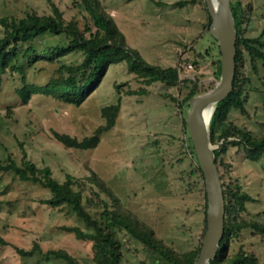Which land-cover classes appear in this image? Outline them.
I'll use <instances>...</instances> for the list:
<instances>
[{
	"label": "rangeland",
	"instance_id": "1",
	"mask_svg": "<svg viewBox=\"0 0 264 264\" xmlns=\"http://www.w3.org/2000/svg\"><path fill=\"white\" fill-rule=\"evenodd\" d=\"M67 19L73 17L81 28L88 13L78 0H51ZM125 35L151 64L178 66L179 81L167 85L160 81L146 84L125 61L110 63L98 86L79 104L66 102L33 91L22 102L17 88L22 84L17 71L0 78V160L8 155L18 163L24 155L38 167L48 166L58 181L70 173L83 178L93 170L119 198L121 207L135 213L150 225L159 238L183 253L201 246L205 230L204 180L191 157L182 127L180 102L193 82L197 93L214 86L218 50L205 32L207 11L204 0H99ZM183 2L181 5L177 2ZM240 17L243 35L256 37L264 28V0H230ZM50 13V0H0V16L21 17L27 11ZM234 18V17H233ZM235 21V20H234ZM91 22V21H90ZM2 27L0 26V36ZM66 47L63 35L45 32L32 42L37 55L47 47ZM207 48L209 49L206 52ZM201 53L203 56H199ZM239 65L243 110L231 107L226 118L216 124L213 150H221L217 164L222 183L239 186L249 199L237 218L264 223V153L249 159L242 146L231 141L242 130L254 136L264 134V61L256 58L254 67L247 50ZM26 80L42 85L57 74L59 62L39 58L28 65L23 57ZM82 60L80 51H70L59 61L70 64ZM186 79L187 81H183ZM174 96V98L171 97ZM119 104L115 124L100 134L90 149L63 145L55 133L77 139L91 135L105 123L104 105ZM187 107L185 108L186 112ZM227 134V138L224 135ZM79 189L80 185L75 184ZM89 196L88 190L82 191ZM49 196L38 183L21 180L13 172L0 173V236L19 247L30 248L36 241L42 250L64 248L79 264L92 260L90 240L78 239L63 225L91 227L69 206L51 207L40 202ZM93 213L97 209L85 203ZM122 264H172L148 250L124 229L118 230ZM239 247L264 262V232L242 228L229 244V253ZM0 264H67L58 258L44 260L41 255L21 256L10 244L0 246Z\"/></svg>",
	"mask_w": 264,
	"mask_h": 264
},
{
	"label": "trees",
	"instance_id": "2",
	"mask_svg": "<svg viewBox=\"0 0 264 264\" xmlns=\"http://www.w3.org/2000/svg\"><path fill=\"white\" fill-rule=\"evenodd\" d=\"M50 2V13H38L35 10H30L24 16L18 18L0 16V26L2 27V35L0 36V78L2 73L8 71L19 72L22 85L16 90L22 102H27L30 94L38 90L54 98L79 104L98 86L109 64L120 61H125L127 70L133 72L146 84L160 81L167 85H175L179 81L178 66L162 67L151 64L142 57L136 48L127 43L125 35L118 28L113 17L102 9L99 0L77 1L78 5L82 6L89 15V18L85 19L83 28L79 26L75 18H65L63 12L51 0ZM177 2L180 5L183 3L181 1ZM230 7L237 32L235 75L232 90L215 104L211 115L209 126L211 142L214 141L216 124L226 118L229 109L238 107L243 110L242 88L239 85V65L242 62L243 50H247L253 67L256 58L264 61V28L256 37L244 36L241 27L242 22L240 17L237 18L234 3L231 2ZM205 9L207 11V21L204 25V31L208 32L211 16L206 7ZM45 32L63 35L68 39V45L66 47L60 45L54 48L47 47L46 53L37 55L32 42ZM212 38L218 50L217 58L214 60V64L217 66L215 75L218 77L220 72L219 48L216 39ZM208 50L207 48L206 52ZM70 51H80L82 54L81 62L67 64L59 61L61 55ZM198 54L203 56L201 53ZM25 56H27L28 65H32L39 58L59 62L57 74L42 85L27 82L25 66L21 60ZM183 81L187 80L184 79ZM197 90V83L193 82L179 104L180 108L184 110L181 124L186 133V145L191 157L196 162L197 170L200 171L185 122L186 101L190 96L196 94ZM171 97L175 99L174 96L171 95ZM118 108V102L104 105L101 108V114L105 118V123L98 126L91 135L79 140L66 133L56 132L55 137L65 146L79 149L93 148L99 143L101 132L114 126ZM237 136L238 138L231 142L242 146L249 159L257 160L264 153V134L254 136L250 132L242 130ZM224 137L227 138V134ZM224 147V143H222L219 151L213 150L216 164H218L220 152L224 150ZM8 171L13 172L21 180L38 183L46 188L49 196L40 199V202L49 204L51 207L67 205L87 226L91 227L92 231H85L78 225H63L61 228L73 232L78 239L91 241L92 260L96 264H122L121 242L117 236L118 230L121 229H124L141 242L148 250L172 264H193L198 256L200 246L180 253L156 236L150 225L132 211L121 207L117 195L93 170H89V174L83 178H74L70 173H66L65 178L58 181L52 176L48 166L38 167L32 160L25 158L24 155L18 163L8 155L4 160H0V173ZM220 177L222 178L223 175L220 174ZM76 183L80 185L79 189L75 188ZM222 188L225 200L224 232L215 256L209 259L206 264H264V262L258 260L254 253L248 252L242 247H239L233 254L229 253V244L232 238L237 236L242 228L264 232V223L237 218L238 211L243 209L244 201L249 199V195L245 191L239 190L238 185L230 188L222 183ZM83 190H88L89 196L83 197ZM85 203L100 208V210L97 209L90 213L85 208ZM205 209L206 199L204 211ZM5 244H10L15 252L21 256L39 254L46 261L51 258H58L67 264H79L78 259L64 248L42 250L36 241L32 243L30 248H23L9 243L0 236V246Z\"/></svg>",
	"mask_w": 264,
	"mask_h": 264
},
{
	"label": "water",
	"instance_id": "3",
	"mask_svg": "<svg viewBox=\"0 0 264 264\" xmlns=\"http://www.w3.org/2000/svg\"><path fill=\"white\" fill-rule=\"evenodd\" d=\"M204 2L211 16L208 33L216 39L219 48L220 72L211 89L194 94L186 101V129L203 175L206 199V226L198 256L193 264H206L215 256L224 232L225 200L222 179L210 141L209 126L215 104L233 88L237 39L230 0H204ZM202 104H210L207 112H205L207 107L201 108Z\"/></svg>",
	"mask_w": 264,
	"mask_h": 264
},
{
	"label": "bare ground",
	"instance_id": "4",
	"mask_svg": "<svg viewBox=\"0 0 264 264\" xmlns=\"http://www.w3.org/2000/svg\"><path fill=\"white\" fill-rule=\"evenodd\" d=\"M203 107H207V109L205 110V112H207L208 109L210 108V104H202L201 108H203ZM205 116H206V113H205Z\"/></svg>",
	"mask_w": 264,
	"mask_h": 264
}]
</instances>
